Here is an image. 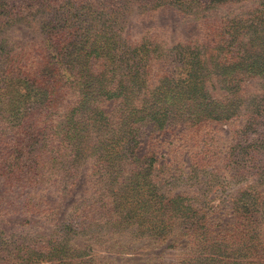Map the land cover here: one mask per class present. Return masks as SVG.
<instances>
[{"label":"rangeland","instance_id":"obj_1","mask_svg":"<svg viewBox=\"0 0 264 264\" xmlns=\"http://www.w3.org/2000/svg\"><path fill=\"white\" fill-rule=\"evenodd\" d=\"M57 34L97 44L106 36L113 54H128L115 68L105 52L91 60L107 96L127 82L128 95L153 98L186 79L206 84L214 110L230 102L233 116L206 118L186 132L182 125L138 126V159L125 164L153 157L147 186L114 176L120 160L101 147L89 154L88 142H63L57 165L46 146L35 150L27 141V71L4 77L0 116L17 108L22 116L15 128L8 129L12 116L0 126V264H264V77L253 75L264 68V55H244V44L264 38V0H0L3 68L29 65L30 54ZM237 42L243 48L233 49ZM72 92L68 86L60 104L62 121ZM163 193L184 203L151 217L141 203ZM238 197L248 206L235 205Z\"/></svg>","mask_w":264,"mask_h":264},{"label":"trees","instance_id":"obj_2","mask_svg":"<svg viewBox=\"0 0 264 264\" xmlns=\"http://www.w3.org/2000/svg\"><path fill=\"white\" fill-rule=\"evenodd\" d=\"M44 42L46 48L42 52L30 54L29 59H32V62L29 65L17 64L14 69L3 68L0 65V83L4 77L13 81L18 79L22 71H27L25 84L30 94L29 111H31L25 114L30 120L31 131L27 141L30 146H34L35 150L44 149L43 147L46 146L44 152L50 155L55 165L59 162V151L63 142L71 141L72 145H82V147L88 142L84 149L92 147L89 154L101 147L104 152L112 153L110 156L112 159L120 160L118 166L112 165L111 169L116 170L111 172L114 176L127 174L129 179H140L148 186L147 181H150L152 172L155 170L153 157L148 159L149 163L143 161L125 164L129 159H138L133 157V144L138 143L136 136L140 128L138 126L152 124L157 129H164L166 126L169 128L172 125H182L183 132H186L188 126L201 125L206 118L225 122L233 116L229 113L230 102L227 106L220 107L218 111L214 110L209 107L211 99L205 95L206 84L192 83L186 79L180 82L181 85L178 88L174 87V90L165 87L162 94L154 91L153 98L141 99L128 95L130 92H127V82L117 85V95L103 94L102 74L98 75L99 77L93 75L92 68L96 67L91 60L102 58L105 52L108 68H115L118 63L121 65L125 55H128L125 52L122 57L113 54L110 46L115 43L112 38L101 36L100 43L97 44L86 36L57 34V36L49 35ZM244 45L247 48L244 55L254 56V58L264 55V38H253ZM69 46L74 49H66ZM77 46L81 49H75ZM240 48H243L240 42L233 47L235 50ZM133 64L135 63H130L131 67L136 68ZM225 66L228 71L227 65ZM252 69L245 71H252ZM130 70H128L129 73ZM64 72L67 78L63 75ZM132 72L133 77L140 75V72L135 69ZM253 75L264 77V68L260 72H253ZM142 85L148 90L153 87L152 84ZM68 86L72 88V93H77V96H73V105L68 110V117L62 121L58 111L61 102H67ZM139 89V85L133 88V90ZM157 89L159 88L156 87L155 90ZM114 90L115 87H112L108 93ZM10 116L14 120L8 121ZM19 116H22L19 108L15 115H2V118L0 116V126L5 127L8 121V129L15 128ZM73 148L74 153L75 147ZM34 153L37 154L38 151ZM34 153L33 157L36 158ZM32 165L33 169L38 167L36 161H33ZM104 172L105 167L102 169V173ZM240 196L244 198L251 195L242 193ZM182 198V196H169L164 193L154 194L148 196L141 206L153 217V214L160 215L183 205ZM241 198H237L235 205L248 206V202L242 201Z\"/></svg>","mask_w":264,"mask_h":264}]
</instances>
